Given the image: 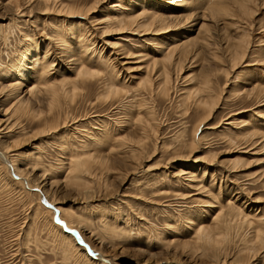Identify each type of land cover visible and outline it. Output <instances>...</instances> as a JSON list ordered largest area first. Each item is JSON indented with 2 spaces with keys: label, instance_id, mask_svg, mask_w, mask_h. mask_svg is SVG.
<instances>
[{
  "label": "rangeland",
  "instance_id": "1",
  "mask_svg": "<svg viewBox=\"0 0 264 264\" xmlns=\"http://www.w3.org/2000/svg\"><path fill=\"white\" fill-rule=\"evenodd\" d=\"M233 1L0 0V264H216L218 250L223 264H264V0L244 16ZM142 7H157L164 26L151 11L130 25ZM186 36L179 60L167 50ZM47 49L89 69L69 76L53 62L48 78L67 90L52 96L26 90L43 68L24 75L28 54L44 62ZM12 79L25 80L13 94ZM220 174L216 198L208 182ZM226 181L250 198L245 208Z\"/></svg>",
  "mask_w": 264,
  "mask_h": 264
},
{
  "label": "bare ground",
  "instance_id": "2",
  "mask_svg": "<svg viewBox=\"0 0 264 264\" xmlns=\"http://www.w3.org/2000/svg\"><path fill=\"white\" fill-rule=\"evenodd\" d=\"M224 1V0H223ZM233 1V0H232ZM235 1V0H234ZM233 1V2H234ZM239 1V0H238ZM241 1V13L243 14V16H244V13H246L247 12V2L249 1V0H240ZM254 1V0H253ZM237 2V1H236ZM251 2V1H250ZM17 4V3H16ZM19 4V3H18ZM17 4V5H18ZM11 5V4H10ZM16 5V7L18 8V6ZM20 5H22V4H20ZM19 5V6H20ZM14 6V5H13ZM253 7V6H252ZM35 8V7H34ZM44 8H46V6L44 7ZM157 7H155V8H153V9H151V10H149V12L151 11V15H150V17L152 16V18H151V20H152V22H153V20H156L157 22H158V24H159V26H164V25H162V24H164L165 23V21H163V17H162V15L161 14H159L158 13V9H156ZM218 10L220 9V8H217ZM253 9V8H252ZM20 10H21V8H20ZM33 10V9H32ZM218 10H215V11H210L208 14H206V17L209 15L210 17L213 15V14H217V13H220V12H217ZM220 10H222V9H220ZM26 12H28V11H26ZM32 12V11H31ZM148 11H144L143 10V7H142V11H140V12H136V13H133L130 17H129V19H128V21L130 22V25H131V23H133V22H135V21H137V19H138V17H140V19L141 18H143L142 16L144 15V18H146V20H148V19H150V18H148L147 17V15L148 14H150ZM236 12H238V11H236ZM236 12H234V13H236ZM252 12V11H251ZM24 13V12H23ZM147 13V14H146ZM212 15H211V14ZM233 13V12H232ZM233 13V14H234ZM239 13V12H238ZM87 15V14H86ZM146 15V16H145ZM230 15H232L231 14V12H230ZM229 15V16H230ZM248 15V14H247ZM216 16V15H215ZM240 16V15H239ZM242 16V15H241ZM240 16V17H241ZM251 16V15H250ZM174 17V16H173ZM176 17V19H177V16H175ZM231 17V16H230ZM229 17V18H230ZM235 17V14H234V16L233 17H231V19L232 18H234ZM143 18V19H144ZM213 18V17H212ZM211 18V19H212ZM120 19V18H119ZM211 19H208L209 21H211V24H213L214 22V20H216L215 19V17L211 20ZM240 19V18H239ZM206 20H207V18H206ZM217 21V20H216ZM144 22H146L145 21V19H144ZM143 22V23H144ZM148 22V21H147ZM164 22V23H163ZM119 23H121V22H119ZM156 23V22H155ZM122 24V23H121ZM210 24V25H211ZM123 25V24H122ZM143 25H146V23H144ZM207 24V22H206V31H207V33H209L210 31H209V29H208V26H210V25H208ZM212 26V25H211ZM166 27H168V26H166ZM214 27H215V25H214ZM199 28H201V26L199 27ZM219 28V27H218ZM127 29V28H126ZM160 30L162 29V28H159ZM158 29V30H159ZM220 29V28H219ZM157 30V31H158ZM40 31V30H39ZM209 31V32H208ZM220 31V30H219ZM223 32V31H222ZM39 33V32H38ZM41 33V32H40ZM103 33V32H102ZM156 33V32H155ZM206 33V39H205V41H204V43L202 42L201 43V40H200V43L197 41V43H199V45H205L206 44V49H208L209 48V44L210 43H212L211 41H212V39L211 38H213V37H215V36H212V33H211V35H209L208 37H207V34ZM209 33V34H210ZM218 34H219V32H218ZM221 34V33H220ZM40 35V34H39ZM214 35V34H213ZM216 35V34H215ZM217 37V36H216ZM221 37H224L223 35L221 36V35H219L216 39H214V41L215 42H217V43H224L223 42V40L225 41V46H231V47H233L232 49H229L228 51H231L232 50V57L233 58H238L237 57V55H240V57H241V53H242V49H240L238 46H239V43H238V41H232L230 38H229V36L228 37H226V38H221ZM45 38H48V37H45ZM50 39V38H49ZM189 39V38H188ZM188 39H187V36L186 37H184L183 38V40L182 39H179L178 41V43H173V45L172 46H170L169 48H168V50L167 51H169V52H175V53H179L178 54V56H179V60H181L182 59V57L183 56H185L187 53H189L188 51L189 50H187L186 49V46H187V44H189V42H188ZM210 41V42H209ZM213 41V42H214ZM191 42V41H190ZM194 42V41H193ZM240 42V41H239ZM49 44V43H48ZM61 45V44H60ZM217 45V44H216ZM58 47V46H57ZM56 47V48H57ZM168 47V46H167ZM49 48V47H48ZM60 48V47H59ZM229 48V47H228ZM74 49V48H73ZM224 49V48H223ZM236 49H239V50H241L240 52H239V50H236ZM47 51H48V49L47 50H45L44 52V54H43V56L44 57H42V60H44V62H40V63H38L37 61H35V58L34 59H32V57H33V55L34 54H28V56H27V58L25 59V61L27 60V62H23V63H25V72L24 71H22V72H24V75H27L28 73H30V72H32V71H34L33 69L35 68L34 66H36V67H41V68H43L44 69V73H43V78L41 79V81L39 82V84H35V85H32V86H29V87H26V90L28 91V92H32L33 90H35V89H41L40 90V92H43V90L45 91V93L46 92H48V93H50V96H52V94L55 92V88H57V89H59V88H61L62 90L64 89L65 91L67 90V86H66V83H65V80H62V79H64V78H62V77H58V78H62V79H59V80H57V79H55V77L52 75L51 76V74L53 73V72H50V78H48L49 77V74H48V72H49V68H50V71H51V68L53 67V62H57L58 61V63L60 64V62H61V64L63 63L64 65H65V67L67 68V71L69 72V76L71 75L72 76V74L73 73H77V74H79L78 72H80L81 73V71L83 72L85 69H87V68H85L84 70H82L83 68H82V66L80 67L79 66V62L75 59V58H73V57H71V56H69V55H65V54H63L64 53V51H66L67 53L69 52V50H63V51H61V52H59V53H54V50H50V52H48L47 53ZM196 51V50H195ZM194 51V52H195ZM222 51V50H221ZM51 53V54H50ZM66 53V54H67ZM216 53V52H215ZM215 53L214 52H211V54L213 55H215ZM75 54V53H74ZM243 54V53H242ZM39 54H37V53H35V57H37ZM48 55H50V57L51 58H48ZM126 55V54H125ZM173 55H174V53H173ZM173 55L172 56H170L169 58L170 59H172V57H173ZM46 57L48 58V59H46ZM70 57V58H69ZM153 58V57H152ZM178 59V58H177ZM87 60V59H86ZM152 60V59H151ZM235 61V60H234ZM153 64H156V63H158L157 62V60L155 61L154 60V58H153V60L151 61ZM160 62V61H159ZM175 62H176V60H175ZM179 62V61H178ZM23 63H22V65H23ZM48 63H50V64H48ZM124 63H127V61L126 62H124ZM60 64V68L61 69H63V67H62V65ZM85 64V63H84ZM27 65H31V66H27ZM34 65V66H33ZM55 65V64H54ZM57 65V64H56ZM63 65V66H64ZM175 65V64H174ZM21 67H23V66H21ZM26 68H29V69H27L26 70ZM128 68V67H127ZM81 69V70H80ZM164 69H166V68H164ZM177 69V68H176ZM20 70V69H19ZM89 69H87V70H85V72L86 71H88ZM40 71V70H39ZM163 71V70H162ZM87 73V72H86ZM20 74V73H19ZM88 74H89V72H88ZM12 75H14V74H12ZM31 75V74H30ZM37 75V74H36ZM40 75H42V74H40ZM66 75V74H65ZM80 75V74H79ZM158 75H160V72H158ZM9 76V75H8ZM17 76V75H16ZM58 76V75H57ZM161 76V75H160ZM164 76V75H163ZM162 77V76H161ZM160 77V78H161ZM15 78V77H14ZM21 78V77H20ZM23 78V77H22ZM48 78V79H47ZM164 78V77H163ZM1 79V78H0ZM26 79V78H25ZM28 79H30V78H27V80ZM49 79H50V81H49ZM21 80H23V79H21ZM162 80V79H161ZM164 80V79H163ZM162 80V81H163ZM37 81V80H36ZM50 82V83H47V82ZM161 81V82H162ZM10 83L8 84V86L7 87H9L10 88V93H12L13 91H15V90H18V87L21 85V84H23V82H25V80H23V81H19V80H16V81H14L13 79L12 80H10L9 81ZM75 82V81H74ZM73 82V83H74ZM43 86V87H42ZM8 88V89H9ZM14 93V92H13ZM12 93V94H13ZM11 94V95H12ZM19 95V94H18ZM18 95H16V96H14L13 97V105H18V104H20V103H22L23 102V100H21V98L18 96ZM187 95V94H186ZM51 100H52V98H51ZM12 105V104H11ZM206 105H209V99H206ZM213 107V105L211 104V105H209V107H208V110L207 111H209V113L212 111V108ZM4 112V111H3ZM6 114V113H5ZM67 117H68V115H66ZM208 117H209V114H208V116H207V114H206V120L208 119ZM10 119V118H9ZM64 119V118H63ZM69 119V118H68ZM10 122V121H9ZM65 123V122H64ZM13 125H14V123H12ZM56 125V124H55ZM55 126H53V128H54ZM7 128V127H6ZM12 128V127H11ZM55 129V128H54ZM13 131V130H12ZM253 134H255V132H249L248 133V135H250V136H248L249 138H252V136L251 135H253ZM253 138H255V137H253ZM247 140V139H246ZM256 141V140H255ZM256 143H257V141H256ZM86 146V145H85ZM89 149V148H88ZM0 159L2 160L3 159V161H5V164H8V162H7V159L6 158H4V154L0 151ZM11 165V164H10ZM210 163H206V170L210 167ZM205 167V166H204ZM184 168V167H183ZM231 168H234V169H228V170H224L225 172H226V175H225V177L227 178V173H230V172H232L233 170H235V166H232ZM203 170L205 169V168H202ZM209 170V169H208ZM210 170H212V169H210ZM180 171H181V168H180ZM213 171V172H212ZM211 172L212 173H214L216 170L214 169V170H212ZM202 173V172H201ZM207 173V172H206ZM212 173H211V176H212ZM216 173V172H215ZM208 174V173H207ZM21 175V174H20ZM221 175V174H220ZM218 176V177H213L212 179H211V181H209L208 183L211 185V186H216V182L218 181V186H217V191L218 192H216L215 193V197H216V195H220L221 193H219L220 192V189H221V179H222V177H223V175H221V176ZM181 176H183V178L186 180V182L188 181L189 182V184L188 185H193V184H190V183H193L194 181H195V179L193 178V172L192 171H187L186 170V172H183L182 174H181ZM46 178V177H45ZM227 182V184L225 183V184H223V186H222V188H224L226 191H225V193L227 192V193H229V195H228V200L230 199V200H232V201H236V200H241V202L242 203H240V206H242L241 208H245L246 207V205L247 204H249V199L247 198V195H246V193L244 192V190L241 188H239V186H238V184L235 182H230V181H226ZM208 184V185H209ZM209 185V186H210ZM196 185H194V187H195ZM217 198V197H216ZM227 199V198H226ZM225 199V200H226ZM228 200H226V201H228ZM229 200V201H230ZM224 201V200H223ZM52 203V202H51ZM50 203V206H52V207H54L52 204ZM240 208V207H239ZM56 210H58L59 208H55ZM58 212H59V210H58ZM55 216V215H54ZM217 216H218V214H215L213 217H211V221L212 220H215L216 221V218H217ZM253 218V217H252ZM59 221H61L62 222V220H60L59 219ZM194 224V223H193ZM196 224V223H195ZM65 225V224H64ZM67 229H69L70 230V228H68V226L66 225L65 226ZM214 227V226H213ZM64 228V227H63ZM206 229H208V227H206ZM78 233V232H77ZM73 236H74V234H72ZM78 236L80 237V239L84 242V240L82 239V237L80 236V234H78ZM74 238V240H77L76 239V237L74 236L73 237ZM217 241L218 242V238L217 237H215V235L213 234V231L212 232H209L208 231V234L206 233V241ZM76 242H78V240L76 241ZM80 243V242H79ZM67 246V245H66ZM88 247V246H87ZM220 249V248H219ZM90 256V255H89ZM83 258V257H82ZM210 258H213L212 260H213V262H215L216 264H219L220 262V260L222 259V263L221 264H223V263H225V260H226V255H223L221 252H219V250L218 251H216L215 253H212L211 254V257ZM86 260V259H85ZM89 260V259H88ZM219 262V263H218Z\"/></svg>",
  "mask_w": 264,
  "mask_h": 264
},
{
  "label": "water",
  "instance_id": "3",
  "mask_svg": "<svg viewBox=\"0 0 264 264\" xmlns=\"http://www.w3.org/2000/svg\"><path fill=\"white\" fill-rule=\"evenodd\" d=\"M31 190H36V189H35V188H31ZM42 200H43V203L47 205V203L45 202V199L42 198ZM49 206H50V205H49ZM50 207H52V206H50ZM52 208H53V207H52ZM53 210H54V212H55L54 221H55L56 223H58V224H61V225L64 227L65 232H69V233L74 234V236L76 237V239L78 240V242H80V244H82V245L86 248L88 254H89L90 256H92V257H95L94 254L88 249L87 245H86V244L80 239V237L78 236L77 231L74 230V229H70V230L67 229V228L65 227L64 223L61 222V221H59V220L57 219L58 212L56 211V209L53 208ZM104 261H105V260H104ZM105 262H106V261H105Z\"/></svg>",
  "mask_w": 264,
  "mask_h": 264
}]
</instances>
